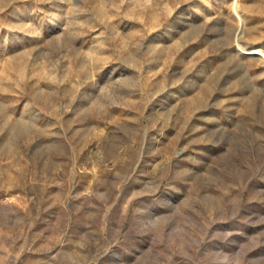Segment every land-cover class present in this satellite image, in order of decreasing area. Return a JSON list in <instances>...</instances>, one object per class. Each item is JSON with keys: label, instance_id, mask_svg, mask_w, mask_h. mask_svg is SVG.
I'll list each match as a JSON object with an SVG mask.
<instances>
[{"label": "rangeland", "instance_id": "rangeland-1", "mask_svg": "<svg viewBox=\"0 0 264 264\" xmlns=\"http://www.w3.org/2000/svg\"><path fill=\"white\" fill-rule=\"evenodd\" d=\"M0 264H264V0H0Z\"/></svg>", "mask_w": 264, "mask_h": 264}, {"label": "bare ground", "instance_id": "bare-ground-1", "mask_svg": "<svg viewBox=\"0 0 264 264\" xmlns=\"http://www.w3.org/2000/svg\"><path fill=\"white\" fill-rule=\"evenodd\" d=\"M40 97V96H39ZM38 94L34 96V100H38ZM47 100V99H46ZM45 102V101H44ZM9 119V118H8ZM6 123H8V128L12 131L19 132V131H26L30 128V124L25 119H16L15 121H9L7 120Z\"/></svg>", "mask_w": 264, "mask_h": 264}]
</instances>
